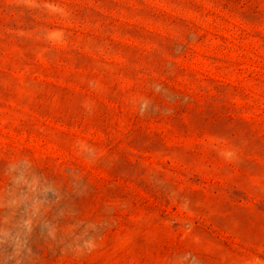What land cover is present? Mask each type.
<instances>
[{"label": "rangeland", "instance_id": "obj_1", "mask_svg": "<svg viewBox=\"0 0 264 264\" xmlns=\"http://www.w3.org/2000/svg\"><path fill=\"white\" fill-rule=\"evenodd\" d=\"M0 264H264V0H0Z\"/></svg>", "mask_w": 264, "mask_h": 264}]
</instances>
